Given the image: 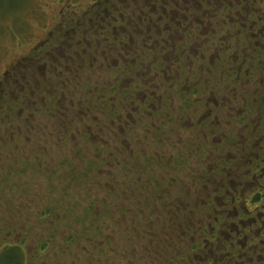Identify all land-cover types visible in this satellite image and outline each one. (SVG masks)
<instances>
[{
  "label": "flooded vegetation",
  "instance_id": "af4514ba",
  "mask_svg": "<svg viewBox=\"0 0 264 264\" xmlns=\"http://www.w3.org/2000/svg\"><path fill=\"white\" fill-rule=\"evenodd\" d=\"M248 2L89 0L74 4L71 10L62 11L67 18L50 29V36L32 48L31 56L13 66L14 73L5 80L8 86L0 82L4 88L0 93L9 98L14 94L8 88L12 80L21 94L25 87L36 91L40 81L48 86L41 100L50 107L48 116L59 118L65 136L72 123L84 122V116L96 118L97 112L110 124L117 122L122 137L126 138L125 130L135 131L130 140L145 146L164 138L162 134L173 127V121L194 125L200 156L206 158L207 149L215 156L216 161L205 163L207 174L212 178L220 174L221 180L212 182L214 191L203 203H195L196 212L210 211L207 220L197 221L193 242L184 248L186 254L194 251L195 260L189 254L185 257L173 243L170 264H206L197 246L207 244L217 253H210L212 264H264V123L260 117L254 122L250 109L238 107L250 97L264 110V15L253 18L256 13L249 9L250 13L239 17V11H234ZM200 6V21L187 22L188 14L194 17L191 13ZM37 56L40 65H35ZM33 65L37 68L33 81L19 84L14 80L17 71ZM168 73L178 78L173 89L182 94L176 98L188 103L181 104L182 119L173 110L171 95L162 90L167 81L157 78ZM24 94L23 99L27 90ZM20 97L13 100L19 102ZM193 108L201 111L195 124L186 111L192 113ZM185 128L190 129L185 125L180 129ZM209 136L214 140L209 141ZM171 150L169 146L167 156ZM167 156L162 152L160 158ZM167 158L170 166L174 156ZM154 174L150 173V180ZM156 198L149 207L150 216L158 219L155 237L165 234L164 223L170 228L175 216L179 217ZM189 231L184 237L188 238Z\"/></svg>",
  "mask_w": 264,
  "mask_h": 264
},
{
  "label": "rangeland",
  "instance_id": "374dc122",
  "mask_svg": "<svg viewBox=\"0 0 264 264\" xmlns=\"http://www.w3.org/2000/svg\"><path fill=\"white\" fill-rule=\"evenodd\" d=\"M88 1L0 0V82L8 86L5 80L14 73L13 66L30 57L32 48L62 23V11ZM202 9L200 6L199 11L192 12L194 17L188 14L187 22L192 18L200 21ZM249 9L256 13L253 18L264 15V0H249L234 11L243 17ZM33 59L35 65L40 63L39 56ZM35 65L17 71L14 80L19 84L33 81ZM157 78L167 81L162 90L171 95L173 110L182 119L181 104L188 103L176 98V94H182L173 89L178 78L174 73ZM13 82L8 88L21 96L19 102L14 101V94L9 98L0 93V248L5 243L23 244L25 264H170L171 244L176 243L185 257L189 254L195 260L194 251L186 254L184 248L193 242L197 221L210 216L209 209L196 212L195 203H203L214 191L212 182L221 178L220 174L212 173L213 178L207 174L205 163L216 161L215 156L209 149L206 158L200 156L194 125L183 122L190 128L183 130L180 122L173 121V127L162 134L164 138L153 139L145 146L130 140L135 131L125 130L124 138L117 122L110 124L97 112L93 113L96 118L84 116V122L72 123L65 136L59 118L49 117L46 110L50 107L41 100L49 87L40 81L36 91L25 87L21 94L20 86ZM152 83L156 84L155 79ZM3 89L0 87V92ZM25 90L27 97L23 99ZM241 105L250 109L254 122L260 117L264 123V110L258 108L257 101L249 97L239 103L242 109ZM186 111L193 123L201 113L197 108L192 113ZM209 137V141L214 140ZM169 146L174 160L167 166V157H172L166 154ZM127 147L130 151L126 152ZM162 152L167 157L160 158ZM150 173L156 178L150 180ZM157 195L179 217L175 216L170 228L164 223L165 234L155 237L158 219L150 216L149 207L153 198L157 201ZM187 228L188 238L183 235ZM44 242L50 243L49 250L35 254Z\"/></svg>",
  "mask_w": 264,
  "mask_h": 264
},
{
  "label": "trees",
  "instance_id": "16d2710c",
  "mask_svg": "<svg viewBox=\"0 0 264 264\" xmlns=\"http://www.w3.org/2000/svg\"><path fill=\"white\" fill-rule=\"evenodd\" d=\"M152 211V208L150 209ZM48 212H46L43 216H40L42 219H44L45 215H47ZM50 243L44 242L43 244L39 245V248H37L36 253L37 255L42 254L49 250ZM207 247V248H206ZM204 245H198L197 248H201L204 252V262L206 264H212L210 253L217 254L216 251H213L212 248L207 244V246ZM25 247L21 243L16 244H10L5 243L3 244L2 248H0V264H3L6 260L7 263L5 264H25L27 253L25 252ZM214 257V256H213Z\"/></svg>",
  "mask_w": 264,
  "mask_h": 264
}]
</instances>
